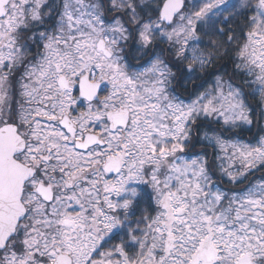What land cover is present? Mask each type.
Returning a JSON list of instances; mask_svg holds the SVG:
<instances>
[{
    "label": "snow or ice",
    "instance_id": "snow-or-ice-1",
    "mask_svg": "<svg viewBox=\"0 0 264 264\" xmlns=\"http://www.w3.org/2000/svg\"><path fill=\"white\" fill-rule=\"evenodd\" d=\"M249 95L264 0H0V264H264Z\"/></svg>",
    "mask_w": 264,
    "mask_h": 264
},
{
    "label": "trees",
    "instance_id": "trees-1",
    "mask_svg": "<svg viewBox=\"0 0 264 264\" xmlns=\"http://www.w3.org/2000/svg\"><path fill=\"white\" fill-rule=\"evenodd\" d=\"M228 67L230 72L231 65H229ZM249 91L250 89L247 88L245 89L246 93ZM247 103L251 106V109L253 110L251 111V119L253 120V124L251 125L252 128L251 132L245 131L244 133H242L241 139L243 140H251L253 133H258V128L264 127V116L261 115V112L264 111L262 106L259 105V96L257 95L256 98L254 99L251 95H249L247 97ZM252 142H254V140ZM249 179H252V177L250 176ZM221 187L231 188L233 191H238L239 189L244 187V184L232 185L225 181L224 183H222ZM109 243H112V241H110Z\"/></svg>",
    "mask_w": 264,
    "mask_h": 264
},
{
    "label": "rangeland",
    "instance_id": "rangeland-1",
    "mask_svg": "<svg viewBox=\"0 0 264 264\" xmlns=\"http://www.w3.org/2000/svg\"><path fill=\"white\" fill-rule=\"evenodd\" d=\"M262 108H263V111H264V106H262ZM251 111H253V110L251 109ZM253 143H255V141Z\"/></svg>",
    "mask_w": 264,
    "mask_h": 264
},
{
    "label": "flooded vegetation",
    "instance_id": "flooded-vegetation-1",
    "mask_svg": "<svg viewBox=\"0 0 264 264\" xmlns=\"http://www.w3.org/2000/svg\"><path fill=\"white\" fill-rule=\"evenodd\" d=\"M114 241H112V243H113Z\"/></svg>",
    "mask_w": 264,
    "mask_h": 264
}]
</instances>
